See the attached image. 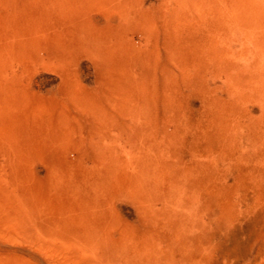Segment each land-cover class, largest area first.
<instances>
[{
    "label": "rangeland",
    "instance_id": "374dc122",
    "mask_svg": "<svg viewBox=\"0 0 264 264\" xmlns=\"http://www.w3.org/2000/svg\"><path fill=\"white\" fill-rule=\"evenodd\" d=\"M0 80V264H264V0H0Z\"/></svg>",
    "mask_w": 264,
    "mask_h": 264
},
{
    "label": "bare ground",
    "instance_id": "6f19581e",
    "mask_svg": "<svg viewBox=\"0 0 264 264\" xmlns=\"http://www.w3.org/2000/svg\"><path fill=\"white\" fill-rule=\"evenodd\" d=\"M50 1H51V0H50ZM74 1H75V0H74ZM79 1L81 2V0H79ZM107 1H108V0H107ZM48 2H49V0H48ZM55 2H56V1H55ZM52 3H53V2H52ZM53 5H54V3H53ZM57 5H58V4H57ZM62 8H63V6H62ZM126 8H127V7H126ZM54 9H55V7H54ZM122 9H123V8H122ZM129 9H130V8H129ZM56 10H57V9H56ZM60 10H61V9H60ZM123 10H124V9H123ZM131 10H132V9H131ZM133 10H134V9H133ZM53 11H54V10H53ZM68 11H69V10H68ZM71 11H72V10H71ZM118 11H119V10H118ZM134 11H135V10H134ZM136 11H137V10H136ZM42 12H43V11H42ZM66 12H67V11H66ZM119 12H120V11H119ZM124 12H125V11H124ZM124 12L122 11L121 13H124ZM127 12L130 13V11H127ZM138 12H139V11H138ZM138 12H137V13H138ZM64 13H65V12H64ZM139 13H140V15H142L141 13H143V12L141 11V12H139ZM51 14H53V13H51ZM54 14H57L56 11H55ZM64 15H65V14H64ZM128 15H129V14H128ZM133 15H134V14H133ZM124 16H125V14L123 15V17H124ZM129 16H130V15H129ZM56 17H58V15H57ZM56 17L53 16V18H56ZM59 17H60V16H59ZM132 17H133V16H132ZM135 17H136V16H135ZM140 17H141V16H140ZM124 18H126V17H124ZM130 18H131V16H130ZM131 19H132V18H131ZM137 19H138V18H137ZM122 20H123V19H122ZM147 20H148V19H147ZM126 21H127V19H126ZM126 21H124V22H126ZM130 23H131V22H130ZM132 23H133V22H132ZM132 23H131V24H132ZM86 24H87V23H86ZM126 24H127V23H126ZM147 24H148V21H147ZM55 25H56V24H55ZM58 25L60 26V24H58ZM58 25H57V26H58ZM83 25H84V24H83ZM133 25H134V24H133ZM60 27H61V26H60ZM85 27H86V26H85ZM89 27H90V26H89ZM64 28H65V27H63V29H64ZM86 28H87V27H86ZM126 28H127V27H126ZM126 28H125V30H126ZM136 28H137V27H136ZM90 29H91V27H90ZM90 29H88V30H90ZM92 29H93V28H92ZM83 30H84V29H83ZM122 30H123V29H122ZM54 31H55V30H54ZM56 31H58V30H56ZM98 31H99V30H98ZM145 31H146V30H145ZM145 31H144V32H145ZM175 31H176V30H175ZM59 32H60V31H59ZM62 32H63V31H62ZM86 32H87V31H86ZM89 32H90V31H89ZM100 32H101V31H100ZM176 32H177V31H176ZM63 33H64V32H63ZM63 33H62V34H63ZM67 33H68V31H67ZM67 33H65V34H67ZM70 33H71V32H70ZM70 33H69V34H70ZM65 34H64V36H65ZM112 34H113V33H112ZM83 35H84V34H83ZM85 35H86V34H85ZM87 35H88V34H87ZM87 35H86V36H87ZM98 35H99V34H98ZM110 35H111V34H110ZM60 36H61V35H60ZM64 36H63V37H64ZM72 36H73V35H72ZM89 36H90V35H89ZM102 36H103V35H102ZM117 36H118V35H117ZM61 37H62V36H61ZM61 37H60V38H61ZM75 37H76V36H75ZM91 37H92V36H91ZM100 37H101V36H100ZM64 38H65V37H64ZM64 38H62V39H63V41L66 42L67 39H66V38L64 39ZM67 38H68V37H67ZM80 38H82V37H80ZM84 38H85V37H84ZM94 38H95V37H94ZM97 38H98V37H97ZM62 39H61V40H62ZM90 39H91V38H90ZM116 39H117V38H116ZM81 40H82V39H81ZM87 40H88V39H87ZM96 40H97V39H96ZM96 40H94V41L96 42ZM99 40H100V39H99ZM124 40H125V39H124ZM72 41H73V40H72ZM75 41H76V40H75ZM85 41H86V39H85ZM100 41H101V40H100ZM122 41H123V40H122ZM61 42H62V41H61ZM82 42H83V40H82ZM95 42H94V43H95ZM97 43H98V42H97ZM118 43H119V42H118ZM112 44H113V43H112ZM54 45H55V44H54ZM62 45H63V44H61V46H62ZM112 47H113V46H112ZM129 47H130V46H129ZM176 47H177V46H176ZM180 47H181V46H180ZM98 48H99V47H98ZM108 48H109V47H108ZM57 49H58V48H57ZM59 49H60V48H59ZM104 50H105V49H104ZM176 50H178V49H176ZM57 52H58V50H57ZM119 52H120V51H119ZM100 53H101V52H100ZM100 53H99V54H100ZM109 55H110V54H109ZM145 55H146V54H145ZM176 56H177V55H176ZM114 68H115V67H114ZM121 68H122V67H121ZM123 68H124V67H123ZM112 70H113V69H112ZM103 78H105V77H103ZM136 79H137V78H136ZM1 80H2V79H1ZM1 80H0V81H1ZM5 81H6V80H5ZM137 81H138V80H137ZM110 82H111V81H110ZM132 82H133V81H132ZM2 83H3V81H2ZM135 83H136V82H135ZM10 84H11V83H10ZM12 84H13V83H12ZM3 85H4V84H3ZM11 86H12V85H11ZM108 86H109V85H108ZM108 86H107V87H108ZM13 87H14V86H13ZM13 87H11V88H13ZM134 87H135V85H134ZM140 87H141V86H140ZM14 88L17 90V87H14ZM132 88H133V87H132ZM141 88H142V87H141ZM141 88H138V89H141ZM15 89H13V90L16 92ZM133 89H134V88H133ZM11 90H12V89H11ZM130 90H131V88H130ZM143 90H144V89H143ZM14 91H13V92H14ZM2 92H3V91H2ZM13 92H12L11 96L13 95ZM17 92H18V90H17ZM17 92H16V93H17ZM19 92H20V91H19ZM19 92H18V93H19ZM125 92H127V91H125ZM125 92H124V94H125ZM18 93H17L18 96L21 95V92H20L19 94H18ZM104 93H105V92H104ZM134 93H135V92H134ZM138 93H139V92H138ZM140 93H141V91H140ZM8 94H9V93H8ZM15 95H16V94H15ZM15 95H14V96H15ZM104 95H105V94H104ZM132 95H133V94H132ZM134 95H135V94H134ZM135 96H136V95H135ZM6 97H7V96H6ZM8 97H9V95H8ZM3 98H4V97H3ZM13 98H14V97H13ZM15 98H16V96H15ZM88 98H89V97H88ZM90 98H91V97H90ZM125 98H126V97H125ZM20 99H21V98H20ZM132 99H133V98H132ZM134 99H135V98H134ZM7 100H8V99H7ZM17 100H18V98H17ZM121 100H122V97H121ZM127 100H128V99H127ZM12 101H13V99H12ZM12 101H9V102H12ZM83 101H84V100H83ZM9 102H8V104H9ZM15 102H16V101H15ZM85 102H86V101H85ZM88 102H89V101H88ZM88 102H87V103H88ZM114 102H115V101H114ZM121 102H122V101H121ZM127 102H128V101H127ZM12 103H13V102H12ZM81 103H82V102H81ZM18 104H19V103H18ZM85 104H86V103H85ZM134 104H135V103H134ZM13 105H14V104H13ZM117 105H118V102H117ZM125 105H128V104H125ZM136 105H137V104H136ZM4 106H5V105H4ZM9 106H10V105H8V107H9ZM16 106H17V104H16ZM130 106H131V105H130ZM132 106H133V105H132ZM134 106H135V105H134ZM134 106H133V107H134ZM0 107H1V106H0ZM14 108H17V107H14ZM86 108H88V107H86ZM91 108H92V107H91ZM6 109H7V108H6ZM6 109H4L5 112H6ZM9 109H10V107H9ZM11 109H13L12 106H11ZM2 110H3V109H2ZM4 110H3V111H4ZM7 112H8V111H7ZM1 114H2V113H1ZM13 114H14V113H13ZM8 115H10V114L8 113ZM8 115H7V117L5 116L6 119H8ZM14 115H15V114H14ZM2 117H4V116H2ZM9 117H10V116H9ZM4 120H5V119H4ZM4 120L2 119L3 122H5ZM9 120H10V119H9ZM2 121H0V122H2ZM7 121H8V120H7ZM2 124H3V123H2ZM2 124H0V126H1ZM9 124H10V122H9ZM3 126H4V125H3ZM9 126H10V125H9ZM12 127H13V126H12ZM9 129H10V127H9ZM15 129H17V128H15ZM14 131H15V130H14ZM17 131H18V130H17ZM17 131H16V132H17ZM5 134H6V130H5ZM8 134H9V132H8ZM10 134H12V133L10 132ZM13 135H15V134H13ZM10 136H11V135H10ZM18 136H19V135H18ZM22 136H23V135L19 136V138L22 137ZM14 138L16 139V137H13V138H11V139L13 140ZM24 138H26V136H25ZM6 139H7V138H6ZM16 140H17V139H16ZM16 140H15V142H16ZM28 140L30 141V138H29ZM11 142H12V141H11ZM21 142H22V141H21ZM24 142H25V140H23V143H24ZM31 142H32V139H31ZM31 142H30V143L27 142V144L29 143V145H30ZM13 143H14V142H13ZM13 145H14V144H13ZM13 145H12V143H11L9 147L12 148L11 146H13ZM22 145H23V144H20V146H22ZM6 146H7V145H6ZM16 146H17V145H16ZM23 146H24V145H23ZM14 147H15V146H14ZM18 147H19V146H18ZM5 148H6V147L4 146V149H5ZM20 148H21V147H20ZM7 149H8V148H6L5 150H7ZM25 149H26V148H25ZM25 149H24V150H25ZM13 150H14V149H13ZM7 151H8V150H7ZM9 151H10V150H9ZM16 151H17V149H16L14 152L16 153ZM21 153H23V152L21 151ZM25 153H26V152H25ZM13 154H14V153H13ZM19 154H20V153H19ZM15 155H16V154H15ZM11 156H12V155H11ZM14 157H15V156H14ZM16 158H17V156H16ZM18 158H19V157H18ZM20 161H21V160H20ZM2 204H3V203H2ZM0 205H1V204H0ZM23 210H24V209H23ZM23 210H22V211H23ZM23 212H24V211H23ZM23 212H22V213H23Z\"/></svg>",
    "mask_w": 264,
    "mask_h": 264
}]
</instances>
